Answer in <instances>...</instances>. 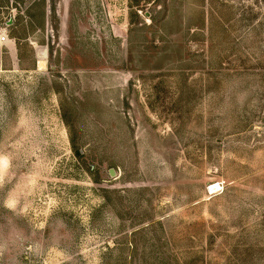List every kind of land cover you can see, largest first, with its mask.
Returning a JSON list of instances; mask_svg holds the SVG:
<instances>
[{"label":"rangeland","instance_id":"rangeland-1","mask_svg":"<svg viewBox=\"0 0 264 264\" xmlns=\"http://www.w3.org/2000/svg\"><path fill=\"white\" fill-rule=\"evenodd\" d=\"M1 34L0 264H264V0H0Z\"/></svg>","mask_w":264,"mask_h":264},{"label":"bare ground","instance_id":"bare-ground-1","mask_svg":"<svg viewBox=\"0 0 264 264\" xmlns=\"http://www.w3.org/2000/svg\"><path fill=\"white\" fill-rule=\"evenodd\" d=\"M44 66H45V61L44 60H39V62H38L39 69L42 70L41 68H43Z\"/></svg>","mask_w":264,"mask_h":264},{"label":"built area","instance_id":"built-area-1","mask_svg":"<svg viewBox=\"0 0 264 264\" xmlns=\"http://www.w3.org/2000/svg\"><path fill=\"white\" fill-rule=\"evenodd\" d=\"M5 38H6V36H5V35H3V34H1V35H0V41H4V40H5Z\"/></svg>","mask_w":264,"mask_h":264}]
</instances>
